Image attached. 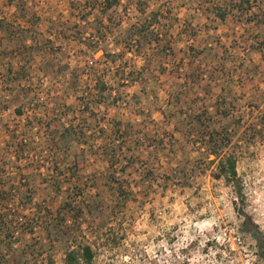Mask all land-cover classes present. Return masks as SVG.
I'll return each instance as SVG.
<instances>
[{
    "label": "rangeland",
    "instance_id": "374dc122",
    "mask_svg": "<svg viewBox=\"0 0 264 264\" xmlns=\"http://www.w3.org/2000/svg\"><path fill=\"white\" fill-rule=\"evenodd\" d=\"M110 1L0 0V264H264V0Z\"/></svg>",
    "mask_w": 264,
    "mask_h": 264
},
{
    "label": "trees",
    "instance_id": "16d2710c",
    "mask_svg": "<svg viewBox=\"0 0 264 264\" xmlns=\"http://www.w3.org/2000/svg\"><path fill=\"white\" fill-rule=\"evenodd\" d=\"M111 3L112 1L107 0L106 7L108 8L109 6H111ZM134 27H137L135 29L138 31L140 28H142V25L138 24V25H135ZM112 60H115V59H112ZM17 112L20 113V110L17 109ZM21 150L22 148L20 149V151ZM214 154L216 157L218 156V165H217L218 173L216 177L222 178L224 179L225 182H227L228 184H231L236 195L239 198H242L243 189H242V183H241L240 177L237 172V160H236L235 155H233L232 153H226V154L219 156V154L216 151ZM112 164H116V161L113 160ZM1 178H2V175L0 174V179ZM6 179H7V176H6ZM4 185L5 184H3V186ZM238 212L239 214L244 216L247 222L249 223L251 222L249 217L246 215L244 211H238ZM5 221L6 220L3 221L0 218V223L2 225H6L7 221L6 222ZM254 236H255V239L259 242V247L261 248V256L264 259V244H263L264 241L262 242V240H260V237L258 234L254 233ZM93 256H94V253H93L91 245L86 244L81 247H78V249H71L69 251H66L64 260L66 264H92ZM9 264H17V262H12Z\"/></svg>",
    "mask_w": 264,
    "mask_h": 264
}]
</instances>
